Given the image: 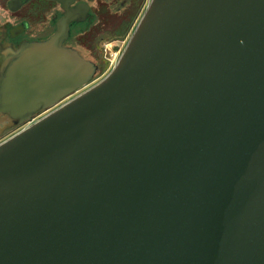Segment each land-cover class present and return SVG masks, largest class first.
<instances>
[{
  "label": "water",
  "instance_id": "water-1",
  "mask_svg": "<svg viewBox=\"0 0 264 264\" xmlns=\"http://www.w3.org/2000/svg\"><path fill=\"white\" fill-rule=\"evenodd\" d=\"M66 28L0 102V264H264V0H152L89 87Z\"/></svg>",
  "mask_w": 264,
  "mask_h": 264
},
{
  "label": "flooded vegetation",
  "instance_id": "flooded-vegetation-1",
  "mask_svg": "<svg viewBox=\"0 0 264 264\" xmlns=\"http://www.w3.org/2000/svg\"><path fill=\"white\" fill-rule=\"evenodd\" d=\"M113 1L104 0L108 5ZM100 5L101 0H64L63 2L57 0H0V33L5 31L9 45L18 50L31 42H45L67 26L68 39L65 44L82 49L81 47L84 48V46L79 45L76 38L100 25L102 21L101 13H99ZM127 26L128 22L123 26L120 25L116 31H125V29L127 31L129 29ZM102 31L105 34L109 30ZM92 57L94 59V55ZM1 74L3 71L0 72V78ZM4 79L2 77L0 82ZM21 120L20 117L14 118L6 113L0 114V142L5 139L1 137L15 130Z\"/></svg>",
  "mask_w": 264,
  "mask_h": 264
},
{
  "label": "rangeland",
  "instance_id": "rangeland-1",
  "mask_svg": "<svg viewBox=\"0 0 264 264\" xmlns=\"http://www.w3.org/2000/svg\"><path fill=\"white\" fill-rule=\"evenodd\" d=\"M122 1L123 5H121ZM143 3L144 0H114L110 5H108L104 2V0H101L99 13H101V19L103 22L101 21L100 25L94 27L92 31L76 38V42L79 45L84 46V48H81L84 50L85 56L91 58L92 55H94V59L99 62V71L96 78L101 76L105 66V62L102 57L101 44L104 43V41H111L121 37L126 32V29L125 31L116 30L120 25L123 26L127 22V28H129L130 24H132L137 17V14H139L138 12ZM102 30L109 31L103 34L104 32ZM93 82H91L88 87L95 83Z\"/></svg>",
  "mask_w": 264,
  "mask_h": 264
},
{
  "label": "crops",
  "instance_id": "crops-1",
  "mask_svg": "<svg viewBox=\"0 0 264 264\" xmlns=\"http://www.w3.org/2000/svg\"><path fill=\"white\" fill-rule=\"evenodd\" d=\"M9 43L10 42L8 40L6 32L5 31L1 32L0 33V72L3 71V74H1V78L4 77L5 78L4 80L8 79L10 80V82L7 81L0 82V102L4 101V100L1 101V99L3 98L9 99V96L13 97V96L24 95L23 99H28L27 95L30 93V90L24 88V86L27 87L30 86L29 80L31 74H29V70H28L30 64L29 63L30 61H28V57L29 58L31 57V59L32 57L35 58L33 63L34 64L33 66H35L36 63L35 55L40 54L41 55L40 59H42V54L46 53V50L41 45L43 42H31L23 47L18 48V50L16 48H12L9 45ZM20 57H21V61H20ZM14 64H16V66H14ZM14 67H16L15 69L16 73L11 74L13 72L12 68ZM32 73H33L32 74L33 78H35L34 76L35 71L33 70ZM15 81L17 83H14ZM7 84L11 87V89L8 87L7 90ZM2 86H4L3 91L1 90ZM6 102H8V100ZM3 114L4 113H2V115ZM7 115H9L10 117L13 116V114L10 112H8ZM17 116H20V114H17ZM37 117H40V115H38Z\"/></svg>",
  "mask_w": 264,
  "mask_h": 264
},
{
  "label": "built area",
  "instance_id": "built-area-1",
  "mask_svg": "<svg viewBox=\"0 0 264 264\" xmlns=\"http://www.w3.org/2000/svg\"><path fill=\"white\" fill-rule=\"evenodd\" d=\"M151 1L152 0H144L141 12L135 18V20L133 21L129 29L121 37L113 39L111 41H104V43L101 44L102 57L104 59L105 66H104L103 73L101 74V76L97 77L94 80L95 83H98L104 77H106L113 70V68L117 65L122 52L127 46L129 40L131 39L142 15L146 11ZM39 118L40 117L35 118L34 120H32V122L36 121ZM32 122H29L27 125H30Z\"/></svg>",
  "mask_w": 264,
  "mask_h": 264
}]
</instances>
